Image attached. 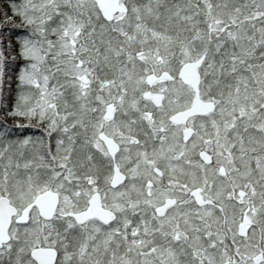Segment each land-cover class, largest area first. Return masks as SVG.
Masks as SVG:
<instances>
[{
    "label": "snow or ice",
    "instance_id": "6c2138e0",
    "mask_svg": "<svg viewBox=\"0 0 264 264\" xmlns=\"http://www.w3.org/2000/svg\"><path fill=\"white\" fill-rule=\"evenodd\" d=\"M0 264H264V0H0Z\"/></svg>",
    "mask_w": 264,
    "mask_h": 264
},
{
    "label": "trees",
    "instance_id": "16d2710c",
    "mask_svg": "<svg viewBox=\"0 0 264 264\" xmlns=\"http://www.w3.org/2000/svg\"><path fill=\"white\" fill-rule=\"evenodd\" d=\"M13 87H15L14 85H13ZM38 134V133H37Z\"/></svg>",
    "mask_w": 264,
    "mask_h": 264
}]
</instances>
